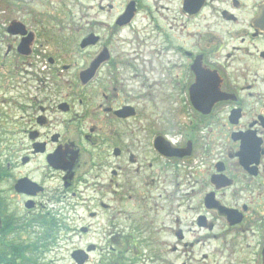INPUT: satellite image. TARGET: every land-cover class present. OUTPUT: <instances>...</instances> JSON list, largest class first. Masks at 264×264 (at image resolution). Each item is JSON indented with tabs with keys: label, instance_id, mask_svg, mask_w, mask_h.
Listing matches in <instances>:
<instances>
[{
	"label": "flooded vegetation",
	"instance_id": "af4514ba",
	"mask_svg": "<svg viewBox=\"0 0 264 264\" xmlns=\"http://www.w3.org/2000/svg\"><path fill=\"white\" fill-rule=\"evenodd\" d=\"M73 239L264 263V0H0V264Z\"/></svg>",
	"mask_w": 264,
	"mask_h": 264
},
{
	"label": "rangeland",
	"instance_id": "374dc122",
	"mask_svg": "<svg viewBox=\"0 0 264 264\" xmlns=\"http://www.w3.org/2000/svg\"><path fill=\"white\" fill-rule=\"evenodd\" d=\"M160 131H161V133H163V132L168 133V128L166 126L161 127ZM92 242L98 244L99 246L104 245L103 240L90 241L89 242L86 239H84V240L83 239L82 240L73 239L72 241L71 240L70 241H62L60 251L56 255L57 261L54 264H72L71 259L69 257V253H70L72 247H76L77 245H85L87 243H92ZM220 244L221 243L219 241L212 240V239L205 241V243L204 242L195 243L193 248H192V252H191L192 257L191 258L193 259V257H194V258H197L199 260V259H201V254H205L207 256L204 259H202L201 262H198L195 264H225L222 257L219 256L218 249L220 248V246H219ZM215 249L217 250L216 252H215ZM224 255H226L225 252H224ZM127 256H128V254H127ZM189 257H190V255H189ZM192 259L190 260V262H193ZM179 261L180 260L178 259L176 261V264H178ZM87 264H91V263H87Z\"/></svg>",
	"mask_w": 264,
	"mask_h": 264
},
{
	"label": "water",
	"instance_id": "95a60500",
	"mask_svg": "<svg viewBox=\"0 0 264 264\" xmlns=\"http://www.w3.org/2000/svg\"><path fill=\"white\" fill-rule=\"evenodd\" d=\"M87 73V71L85 72V74ZM88 76V75H87ZM159 140L160 141H163V139L160 137L159 138ZM166 145L165 146H167V143H165ZM168 148L167 147H165V151L167 150ZM161 151H163V150H161ZM74 255H77L76 253H73L72 254V257H74ZM82 260H83V258L81 259V260H77L78 261V264H81V262H82ZM264 264V263H263Z\"/></svg>",
	"mask_w": 264,
	"mask_h": 264
}]
</instances>
